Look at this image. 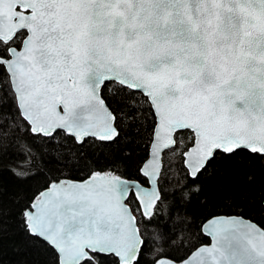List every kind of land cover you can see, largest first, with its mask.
<instances>
[{"label": "snow or ice", "instance_id": "obj_1", "mask_svg": "<svg viewBox=\"0 0 264 264\" xmlns=\"http://www.w3.org/2000/svg\"><path fill=\"white\" fill-rule=\"evenodd\" d=\"M137 141L134 171L97 155ZM8 148L45 176L19 217L50 264H264V189L183 215L213 161L264 162V0H0Z\"/></svg>", "mask_w": 264, "mask_h": 264}, {"label": "trees", "instance_id": "obj_2", "mask_svg": "<svg viewBox=\"0 0 264 264\" xmlns=\"http://www.w3.org/2000/svg\"><path fill=\"white\" fill-rule=\"evenodd\" d=\"M137 141L131 145L117 143L104 148L97 155L103 161L105 156L120 159L122 170L134 171L143 158V144L137 147ZM16 163L24 164L14 148H8L0 164V264H50L46 246L33 240L23 231L19 210L27 197L44 183V175H35L36 168L27 174L30 178L18 179L8 169ZM51 166V165H50ZM27 167V165H25ZM68 179H80L82 172L68 173ZM187 203L183 215L199 222L210 212L213 214L242 213L251 194L264 189V162L246 160L243 157L230 161L216 160L208 166L195 181H188ZM170 191V189H165ZM171 203V197L165 205ZM167 209H165L166 213ZM160 224H169L168 217ZM153 226H150V231ZM206 242V241H205Z\"/></svg>", "mask_w": 264, "mask_h": 264}, {"label": "water", "instance_id": "obj_3", "mask_svg": "<svg viewBox=\"0 0 264 264\" xmlns=\"http://www.w3.org/2000/svg\"><path fill=\"white\" fill-rule=\"evenodd\" d=\"M73 180H76V179H73ZM220 215H233V214H224V213H221Z\"/></svg>", "mask_w": 264, "mask_h": 264}]
</instances>
